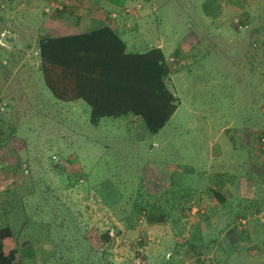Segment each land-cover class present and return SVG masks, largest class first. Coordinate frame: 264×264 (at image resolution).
Returning a JSON list of instances; mask_svg holds the SVG:
<instances>
[{"label":"rangeland","instance_id":"1","mask_svg":"<svg viewBox=\"0 0 264 264\" xmlns=\"http://www.w3.org/2000/svg\"><path fill=\"white\" fill-rule=\"evenodd\" d=\"M102 21L172 65L178 108L157 134L132 116L93 125L84 100L56 99L42 78L41 38ZM143 205L163 222L131 221ZM6 223L13 264H216L230 237L239 251L220 260L264 264V0H0Z\"/></svg>","mask_w":264,"mask_h":264},{"label":"trees","instance_id":"2","mask_svg":"<svg viewBox=\"0 0 264 264\" xmlns=\"http://www.w3.org/2000/svg\"><path fill=\"white\" fill-rule=\"evenodd\" d=\"M124 8L117 10L118 18L123 15ZM120 34L119 27L102 23L89 31L41 38L38 50L42 78L56 99L64 102L84 100L90 107L93 125H98L105 117L132 116L142 118L147 129L157 134L178 108L179 100L170 88L174 70L162 48L141 47L137 52H129ZM252 44L259 47L258 41ZM222 175H216L219 180L213 193L219 203L225 204ZM142 214H147V220L153 223L163 222L158 217L160 214L147 205L134 212L131 221L138 223ZM135 223L130 222L129 227L134 228ZM238 235L250 238L246 231ZM13 237L10 224L0 227V264H13L16 246L10 248L6 243ZM232 239L230 237L231 249L216 239V264H227L226 259H219L220 252L230 259L234 249L239 251L238 243ZM193 240L188 244L193 252H198Z\"/></svg>","mask_w":264,"mask_h":264},{"label":"crops","instance_id":"3","mask_svg":"<svg viewBox=\"0 0 264 264\" xmlns=\"http://www.w3.org/2000/svg\"><path fill=\"white\" fill-rule=\"evenodd\" d=\"M103 23H104V21H102ZM118 22V21H117ZM107 25H109V26H112V27H115L116 28V26L114 25V24H110V23H107V22H105ZM120 23V22H119ZM122 24V23H121ZM119 25V24H118ZM238 38V37H237ZM240 39V38H239ZM243 43L245 44V42H244V40H243ZM249 43H251L250 41H249ZM244 46H246V44L244 45ZM159 48H162V46H158ZM238 53V58L239 59H241L242 58V55H245L246 53H244L243 51L242 52H237ZM242 53V54H241ZM244 58H246V56H244ZM133 118H135V119H137V117H133Z\"/></svg>","mask_w":264,"mask_h":264},{"label":"built area","instance_id":"4","mask_svg":"<svg viewBox=\"0 0 264 264\" xmlns=\"http://www.w3.org/2000/svg\"><path fill=\"white\" fill-rule=\"evenodd\" d=\"M55 158V157H54Z\"/></svg>","mask_w":264,"mask_h":264}]
</instances>
